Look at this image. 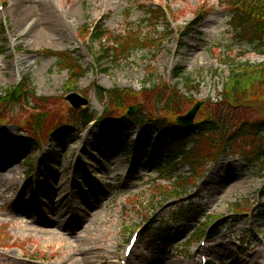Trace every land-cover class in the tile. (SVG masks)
Returning a JSON list of instances; mask_svg holds the SVG:
<instances>
[{"label": "rangeland", "instance_id": "1", "mask_svg": "<svg viewBox=\"0 0 264 264\" xmlns=\"http://www.w3.org/2000/svg\"><path fill=\"white\" fill-rule=\"evenodd\" d=\"M242 2L0 0V264H120L134 233L127 264H199L202 255L207 264H264L263 167L252 168L237 154L206 160L218 143L208 137L197 142L205 157L198 178L183 163L156 173L145 152L135 165L126 149L133 151L137 140L146 148L158 135L138 127L119 135L109 117L80 133L68 123L73 114L64 101L75 93L98 117L110 105L108 94L118 91L117 98L128 97L119 98L117 114L134 106L171 120L172 111L184 115L200 102L195 122L213 121L239 68L236 73L250 74L248 91L256 96L243 112L263 120L257 72L264 68V39L249 46L234 37L239 18L251 17ZM255 3L264 22V0ZM123 37H137L140 47L114 61L104 51ZM63 51L85 69L80 77L50 54ZM22 79L34 92L31 107L7 105L6 92ZM158 93L164 100L153 103ZM58 123L70 124L72 138L58 140ZM185 148L194 149L191 142ZM4 155L12 158L3 161ZM43 156L48 168L38 166ZM38 179L47 185L35 197L39 187L26 190ZM191 205L198 207L195 218L172 225ZM167 223V245L146 248L149 230Z\"/></svg>", "mask_w": 264, "mask_h": 264}, {"label": "trees", "instance_id": "2", "mask_svg": "<svg viewBox=\"0 0 264 264\" xmlns=\"http://www.w3.org/2000/svg\"><path fill=\"white\" fill-rule=\"evenodd\" d=\"M256 1L257 0L254 2L252 1V3L246 2L243 5L245 8L251 9V17L242 18L239 15L240 25L232 27L235 32L234 37H239L238 40L245 41V44L249 46L260 44L264 37V22L259 20L263 17V12H261V9L256 5ZM150 14L151 16L155 15L153 11H150ZM103 38L104 35H100L98 32L94 36L96 41H100ZM117 40L118 39H114L111 45L112 47L104 51V54L113 58L114 61L126 59L131 52L140 47V41L137 37ZM261 46H258L259 50ZM50 54L57 57V64L59 66L63 65L64 61L67 62V64H65L67 68H70V71L76 72V75H74L75 77L78 78L82 75V72H85L84 70L81 71V67L77 64V60L71 57L70 54L68 55L67 52L63 51ZM237 69L239 68H235V70L231 72V76H233L231 77L230 88L228 89L230 90V96L223 98L224 106L217 111L213 121H198L192 126L180 127L174 123V119L171 120L167 116L157 117L156 114H154L155 116H151L143 113L141 110V112L138 111L133 115L128 122L121 119L122 121H120L116 127L120 129L126 127V129H129L130 125H139L142 128L157 130L159 139L154 145L153 152H150V155L147 157L148 165L153 168L155 172H163L166 166L174 167L183 163L182 165H186V167L190 168V176L192 175L193 177L195 175V178H198L199 163L202 162L205 157L200 156L202 149H198L197 145L199 143L198 141L208 137L218 138V143L212 145V148L216 149L211 151V154L206 160H215L224 155L233 156L237 154L248 166L252 168H264V119L251 120L249 116L246 117L247 115L244 114L243 109L245 102H249L251 98L256 96L251 92L253 91V86L251 85L252 81L250 74L243 75L242 73H236ZM257 74H259L257 93L264 96V68L260 69ZM175 75L183 81L182 75L177 73H175ZM25 82L26 80L23 79L21 86L19 85L16 89H10L6 92L5 96L7 99H5V102H7V105L13 103L15 105L31 107L30 102L32 101L31 98L34 96V92L26 86ZM175 88H177V86L174 87V94H176ZM118 95V91L113 92V94H108V97H110V105L105 109V116L116 115L118 111L114 106L120 102L119 98H123L124 100L128 97L127 95H123L117 98ZM153 97L156 98L152 99L153 103H159L164 100L163 94L160 93ZM178 100L180 99L178 98ZM2 103L4 104V101H2ZM69 112L73 114V116H71L73 121L68 123L79 127V129H85L94 119L93 113L88 110H70ZM172 113L175 116L180 115V113H175L173 111ZM68 123H58L53 129L57 131V136L60 140L69 136ZM189 141H192L193 145L195 144L193 146L194 149L187 150L185 148V144ZM140 150H142V147L138 149L137 152H140ZM161 161L165 163V166L161 165ZM164 172H167V170ZM197 213V206L191 205L187 208H181L176 214L178 216L173 222L193 220ZM168 226L169 223L163 226L162 229L160 228V235L162 238L167 237L169 233ZM201 232L200 229L197 230L195 234H202ZM200 234L198 236H200Z\"/></svg>", "mask_w": 264, "mask_h": 264}, {"label": "water", "instance_id": "3", "mask_svg": "<svg viewBox=\"0 0 264 264\" xmlns=\"http://www.w3.org/2000/svg\"><path fill=\"white\" fill-rule=\"evenodd\" d=\"M65 100L74 108H79L83 107L87 104L86 100H83L79 98L75 94H71L68 97L65 98ZM200 106V103H197L193 109H191L185 116L178 117L177 118V123L178 124H183V125H188L192 122L198 108ZM133 112V108L129 110V113Z\"/></svg>", "mask_w": 264, "mask_h": 264}, {"label": "bare ground", "instance_id": "4", "mask_svg": "<svg viewBox=\"0 0 264 264\" xmlns=\"http://www.w3.org/2000/svg\"><path fill=\"white\" fill-rule=\"evenodd\" d=\"M45 30H46V28H45ZM3 140H4V137H3V135H1L0 136V144H2L3 145ZM5 156V155H4ZM6 158H4L3 159V161L4 160H6L7 158H12V155H8V156H5ZM7 161V160H6Z\"/></svg>", "mask_w": 264, "mask_h": 264}]
</instances>
